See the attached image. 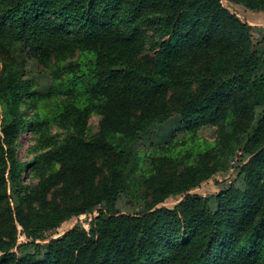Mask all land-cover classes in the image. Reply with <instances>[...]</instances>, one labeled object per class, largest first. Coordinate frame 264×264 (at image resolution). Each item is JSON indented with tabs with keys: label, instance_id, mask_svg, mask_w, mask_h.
I'll list each match as a JSON object with an SVG mask.
<instances>
[{
	"label": "trees",
	"instance_id": "obj_1",
	"mask_svg": "<svg viewBox=\"0 0 264 264\" xmlns=\"http://www.w3.org/2000/svg\"><path fill=\"white\" fill-rule=\"evenodd\" d=\"M226 1L264 11V0H0V264H264V26ZM209 128L215 146L200 142ZM27 131L36 146L22 162ZM238 152L228 186L195 192ZM74 217L88 226L47 236Z\"/></svg>",
	"mask_w": 264,
	"mask_h": 264
},
{
	"label": "rangeland",
	"instance_id": "obj_2",
	"mask_svg": "<svg viewBox=\"0 0 264 264\" xmlns=\"http://www.w3.org/2000/svg\"><path fill=\"white\" fill-rule=\"evenodd\" d=\"M227 4L232 6L234 9L238 10L239 13L242 15L243 18H245L248 22L253 24L254 26L262 27L264 26V11H253L248 9L245 6L236 5L232 3ZM261 36L259 34V30L254 31V41L257 42L260 40ZM17 48L14 50V55L21 59L24 58V55L22 53L23 49L20 45L16 46ZM14 56V57H15ZM28 64V71L29 74L32 75L33 78H35L36 81L41 83V86H45L46 82L48 81V76L45 71H43L42 67L38 64V62L35 59H30L27 61ZM59 100L56 102H53L51 104L52 109L56 107ZM28 116L27 118H31L33 116V112L27 110ZM46 112V111H45ZM99 121L100 118L96 115L92 116L89 122V133L95 134L99 130ZM63 130L61 128H58L56 125H52L49 129V135L51 137L56 136L57 139L60 141L63 137ZM202 140L200 141L202 144H214L216 141V129L215 128H209L204 129L201 131ZM22 139L20 141V145H18V155L22 162H28L31 161L34 157V147L36 146V136L32 131H27L26 134L22 133ZM242 152H238L237 155L231 159L229 162V165L231 169L228 172H222L218 173L213 177V180L207 182L206 184H203V186L197 188L195 192L199 195L205 196V197H211L213 195L218 194L224 187L228 186L233 181V174L236 171V167L240 164L242 161ZM37 181V178L34 176V173L31 175V178L27 181L29 184H35ZM219 181V183L217 182ZM176 199L171 198L167 200L166 205L171 207L176 202ZM123 209H132L136 207V203L132 202L130 200L124 199L119 204ZM88 217H74L66 222H64L60 228L56 229L52 233H48V237L57 236L60 234L65 233L67 230L74 228L75 226H88Z\"/></svg>",
	"mask_w": 264,
	"mask_h": 264
}]
</instances>
